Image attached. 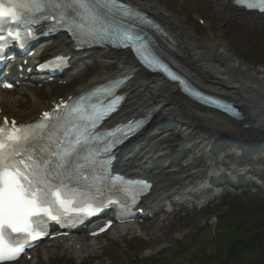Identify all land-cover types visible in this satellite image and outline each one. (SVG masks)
<instances>
[{
    "label": "bare ground",
    "instance_id": "1",
    "mask_svg": "<svg viewBox=\"0 0 264 264\" xmlns=\"http://www.w3.org/2000/svg\"><path fill=\"white\" fill-rule=\"evenodd\" d=\"M127 1L150 12L153 18L163 25L172 39V42H168L172 48L165 44H160L159 47L192 84L216 97L234 101L244 108L246 113L243 120L237 122L204 109L181 95L174 85L158 76L143 74L127 52L101 50L87 51L84 54L73 53V45L60 36L52 42L46 52L72 55L70 70L64 72L60 79L67 80L66 82H77L71 92L78 93L106 80L133 74L132 79L122 89V93H127V100L118 118L141 114L152 116L151 122L129 145L131 150L121 155L120 170L128 173L144 172L145 167L157 166L158 160L155 156L159 153L158 148L161 143L159 137L163 134L162 130L165 126L173 125L186 135L181 150L190 145L189 140L194 135L199 140L198 145L202 147L217 148L230 144L240 150H249L254 143H257L255 140L263 139L264 69H255L239 60L225 44L221 32L210 40L197 43L195 33L190 32L176 15L166 10L162 0ZM214 1L215 10L222 19H235L250 27L264 28V18L258 14L243 13L233 8L228 0ZM236 28L239 32H244L243 27L236 26ZM89 61L105 63L108 66L115 65V68L105 71L101 65H93L89 68L85 67L87 70L82 71L81 67ZM19 81L20 85L14 87L12 91L0 89V118L7 116L21 121L29 120L39 114L43 107H49L48 101L53 100L51 99L54 96L52 85L44 84L42 89L38 90L33 85V77ZM44 96L49 97V100L42 106ZM246 125L248 128L244 127ZM253 137L257 138L251 143L249 140H253ZM180 153L181 151L179 155ZM155 171L151 175L155 180L154 196L143 201L147 213L157 211L165 201L178 202L179 200L172 199L173 195L184 198L192 193L191 183L186 180L190 176H186L185 172L175 176L157 167ZM242 172L231 170L226 180L236 182ZM117 228L123 233L126 231L133 233L135 230L142 234L136 224H126ZM84 234L86 236L87 232L84 231ZM86 239L92 243L89 245L90 249H95L97 239L91 240L87 236ZM84 241L85 239L80 238L78 234H74L67 238L56 239L52 245L55 247L56 243L63 242L66 249L69 248L77 257H82L83 250L86 248ZM52 251H55L54 248ZM96 256L99 255L91 254L88 258L93 259ZM33 257L37 258L35 255ZM30 263L33 264L34 261Z\"/></svg>",
    "mask_w": 264,
    "mask_h": 264
},
{
    "label": "snow or ice",
    "instance_id": "2",
    "mask_svg": "<svg viewBox=\"0 0 264 264\" xmlns=\"http://www.w3.org/2000/svg\"><path fill=\"white\" fill-rule=\"evenodd\" d=\"M234 3L264 13V0H234ZM135 15L138 14L121 0H13V6L7 8L0 3V33L7 30V36L0 34V53L9 41L25 47L28 39L36 38L29 26L51 19L54 23L49 25L48 32L65 30L77 44L106 38L108 42L118 40L128 47L131 41L133 50L147 61V66L153 67L157 61L143 45L142 38L124 28V23ZM63 60L64 57H56L53 62ZM160 67L171 79L179 80L166 66ZM180 83L183 85L184 81L180 80ZM3 87L10 88L11 85L4 84ZM117 106L118 99L106 107L101 104L91 110L74 108L69 115L83 123L68 121L62 128L63 118L56 112H45L43 120L35 124L17 125L12 121L9 125L5 119L0 125V264L19 258L25 248L24 242L29 238L34 241L45 234L43 225L47 221L44 217L59 221L70 213L85 211L87 215H95L103 210V202L94 208L81 209L78 194L65 177L74 171L73 162L89 143V137L80 131L81 127L85 132L89 126L95 128ZM139 123L142 122L137 126ZM53 129L58 132L55 140L50 136ZM134 130L131 127L127 132L117 129L122 135ZM46 135L47 144L37 148ZM136 187L133 184L124 186L126 192L134 193L133 199L138 194ZM12 233L18 236L10 238Z\"/></svg>",
    "mask_w": 264,
    "mask_h": 264
},
{
    "label": "rangeland",
    "instance_id": "3",
    "mask_svg": "<svg viewBox=\"0 0 264 264\" xmlns=\"http://www.w3.org/2000/svg\"><path fill=\"white\" fill-rule=\"evenodd\" d=\"M162 5L176 15L185 28L195 33L197 43L210 40L221 32L225 44L239 60L255 69H264V28L250 27L235 19H222L215 10L214 0H162ZM197 18L204 25H200ZM236 26L243 27L244 32H239ZM93 65H101L105 71L115 68V65L89 61L81 70L86 71L85 67ZM76 84L50 83L54 87L51 99L68 93ZM48 100L49 97H43L44 104ZM162 132L159 151L167 155L166 160L172 159L170 167H176L178 175L185 172L190 175L187 180L191 179L194 185H199L205 182L212 168L228 173L235 165L247 171L241 180L243 184L235 186L223 181L222 195L209 202L205 198L197 208L184 204L175 208L171 215L157 213L148 221L136 222L142 232L140 235L136 232L123 235L120 229L115 228L95 241V249H90L92 243L87 240L82 257H77L62 245L56 246V251L42 245L35 251L37 259L34 264H202L201 255L213 250L210 237L220 230L221 217L226 215L223 213L247 219L251 209L264 205V202L258 203L264 200L263 137L255 140L257 143L251 149L240 150L230 144L217 148L202 147L194 135L189 140L190 145L181 150L186 139L182 130L170 125L165 126ZM255 138L249 141L252 143ZM163 163L166 164V161L163 160ZM91 254L99 256L89 259ZM16 264L30 263L21 260Z\"/></svg>",
    "mask_w": 264,
    "mask_h": 264
},
{
    "label": "trees",
    "instance_id": "4",
    "mask_svg": "<svg viewBox=\"0 0 264 264\" xmlns=\"http://www.w3.org/2000/svg\"><path fill=\"white\" fill-rule=\"evenodd\" d=\"M223 214L227 218L211 235L213 250L201 255L202 264H264V205L251 209L247 219Z\"/></svg>",
    "mask_w": 264,
    "mask_h": 264
},
{
    "label": "water",
    "instance_id": "5",
    "mask_svg": "<svg viewBox=\"0 0 264 264\" xmlns=\"http://www.w3.org/2000/svg\"><path fill=\"white\" fill-rule=\"evenodd\" d=\"M239 105V104H238ZM239 107H241L240 105H239ZM243 110H244V108H242ZM207 110H210V111H213V112H215L214 110H212V109H210V108H208ZM217 114H220V115H222L221 114V112L219 113V112H216ZM244 113H246V110H244ZM223 116V115H222ZM235 121H237V122H240L242 119H234ZM233 120V121H234ZM245 128H248V126L246 125V126H244Z\"/></svg>",
    "mask_w": 264,
    "mask_h": 264
}]
</instances>
